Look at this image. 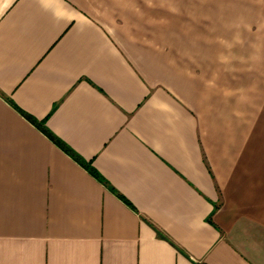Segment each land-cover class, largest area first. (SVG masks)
Masks as SVG:
<instances>
[{"label":"crops","instance_id":"obj_1","mask_svg":"<svg viewBox=\"0 0 264 264\" xmlns=\"http://www.w3.org/2000/svg\"><path fill=\"white\" fill-rule=\"evenodd\" d=\"M0 264H264V0H0Z\"/></svg>","mask_w":264,"mask_h":264},{"label":"trees","instance_id":"obj_2","mask_svg":"<svg viewBox=\"0 0 264 264\" xmlns=\"http://www.w3.org/2000/svg\"><path fill=\"white\" fill-rule=\"evenodd\" d=\"M29 118V117H28ZM32 122H34V123H37V121H35V120H33L32 118H29ZM43 131L47 134V135H49V136H51V134L47 131V129L45 128V127H43ZM51 137H53V136H51Z\"/></svg>","mask_w":264,"mask_h":264},{"label":"rangeland","instance_id":"obj_3","mask_svg":"<svg viewBox=\"0 0 264 264\" xmlns=\"http://www.w3.org/2000/svg\"><path fill=\"white\" fill-rule=\"evenodd\" d=\"M262 1V0H261Z\"/></svg>","mask_w":264,"mask_h":264}]
</instances>
